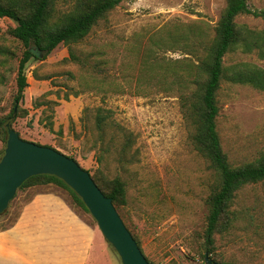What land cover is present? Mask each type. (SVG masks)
<instances>
[{"label": "rangeland", "instance_id": "374dc122", "mask_svg": "<svg viewBox=\"0 0 264 264\" xmlns=\"http://www.w3.org/2000/svg\"><path fill=\"white\" fill-rule=\"evenodd\" d=\"M76 2L56 0L54 15L63 17ZM248 4L264 9V0ZM225 5V0H122L83 39L60 43L26 66L28 85L11 128L25 140L72 156L96 177H118L126 198L120 216L152 264H206L204 230L217 180L181 106V96L194 85L187 82L185 89L179 77L194 73L191 43L196 36L212 38ZM235 21L264 29L262 16L240 14ZM14 25L0 17V116L13 106L23 51L9 33ZM238 61L264 68L255 52L237 49L224 57L226 66ZM217 102V130L229 163L255 161L264 152V91L223 79ZM98 106L111 110L112 125L104 132L94 123ZM125 133L132 137L126 151ZM4 148L0 138V157ZM37 192L55 193L71 204L54 184L17 189L0 215V230L13 224ZM71 205L98 228L90 213ZM230 208L234 223L215 233L209 255L226 264H264V180L239 189ZM99 250L89 264H122L102 233Z\"/></svg>", "mask_w": 264, "mask_h": 264}, {"label": "trees", "instance_id": "16d2710c", "mask_svg": "<svg viewBox=\"0 0 264 264\" xmlns=\"http://www.w3.org/2000/svg\"><path fill=\"white\" fill-rule=\"evenodd\" d=\"M55 1L0 0V17H7L15 23L9 29V33L23 46L22 54L18 60L13 106L9 113L0 116V138L4 141L5 146L8 129L11 128V122L20 113L18 103L23 100L24 90L28 85L26 66L32 58L39 59L30 51L31 45L34 44L44 50L43 57L45 58L60 43L71 44L80 41L90 32L98 19L115 8L122 0H77L75 8L63 17L54 15ZM225 1L226 5L214 27L212 38L204 41L201 36H196L191 43L193 52L197 56L194 73H186L179 77V83L184 84L185 89H187V82L194 85L193 89L183 91L185 94L181 96V106L193 129V142L197 150L209 162L217 180V186L208 200L209 211L204 230L205 252L207 253L211 251L214 244L215 233L228 230L234 223L236 215L230 207L236 192L246 184L264 180V152L255 161L232 166L222 149L216 124L219 113L217 93L223 79L232 83L248 84L264 91V68L248 61L224 65L225 55L237 49L243 53L255 52L264 59V29L251 28L235 21V18L240 14L264 17V9H252L248 0ZM189 76L191 77L189 78ZM94 110L95 126L99 131L104 132L112 125L111 110L101 106ZM131 143V134L125 133L122 150L126 151ZM90 175L102 192L111 197L119 213L118 208L126 202L124 183L118 177L107 178L104 175L96 177L91 173ZM36 184H54L60 187L68 193L73 206L90 213L75 191L55 175L30 176L18 189ZM119 215L121 214L119 213ZM125 225L141 248L134 233L127 224ZM209 258L216 264H226L224 261L214 260L210 255ZM149 263L152 264L151 261Z\"/></svg>", "mask_w": 264, "mask_h": 264}, {"label": "water", "instance_id": "95a60500", "mask_svg": "<svg viewBox=\"0 0 264 264\" xmlns=\"http://www.w3.org/2000/svg\"><path fill=\"white\" fill-rule=\"evenodd\" d=\"M30 51L43 57L36 45ZM51 174L62 179L82 199L106 241L115 249L122 264H150L124 224L111 197L105 195L90 173L73 157L47 145H40L8 129L4 153L0 157V215L19 186L30 176ZM206 264H216L205 252Z\"/></svg>", "mask_w": 264, "mask_h": 264}, {"label": "crops", "instance_id": "0c3cea01", "mask_svg": "<svg viewBox=\"0 0 264 264\" xmlns=\"http://www.w3.org/2000/svg\"><path fill=\"white\" fill-rule=\"evenodd\" d=\"M101 233L59 195L37 192L13 224L0 230V264H89Z\"/></svg>", "mask_w": 264, "mask_h": 264}]
</instances>
